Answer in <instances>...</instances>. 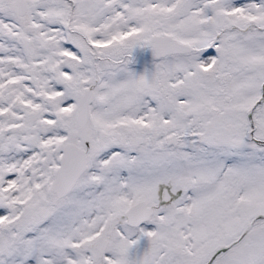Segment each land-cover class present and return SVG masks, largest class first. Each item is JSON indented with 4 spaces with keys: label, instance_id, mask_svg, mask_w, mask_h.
Here are the masks:
<instances>
[{
    "label": "snow or ice",
    "instance_id": "snow-or-ice-1",
    "mask_svg": "<svg viewBox=\"0 0 264 264\" xmlns=\"http://www.w3.org/2000/svg\"><path fill=\"white\" fill-rule=\"evenodd\" d=\"M0 264H264V0H0Z\"/></svg>",
    "mask_w": 264,
    "mask_h": 264
}]
</instances>
